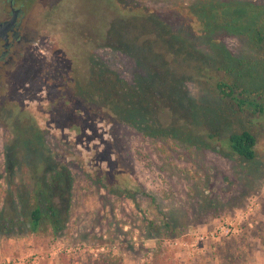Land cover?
<instances>
[{
	"label": "rangeland",
	"instance_id": "374dc122",
	"mask_svg": "<svg viewBox=\"0 0 264 264\" xmlns=\"http://www.w3.org/2000/svg\"><path fill=\"white\" fill-rule=\"evenodd\" d=\"M140 1L157 5L152 0ZM60 11V16L65 17H60V27L67 31V38L60 41L56 60L58 85L63 89L72 88L80 75L88 78L94 65L100 66L99 80L107 88L121 80L130 86L136 83L142 94L143 102H137L134 112L125 111L126 115L148 114L153 122L160 124L161 130L170 134L186 127L197 135L205 125L221 134L249 130L257 140L256 155L252 161H245L225 148L206 145L202 140L200 149H187V145L173 139L170 141L173 145L166 146L164 153L138 137L121 118L116 124L97 123L94 127L98 131L90 137L76 136L73 130L48 131L43 134L39 153L31 158L27 151L36 144L29 146L24 141L27 138L15 137L12 122L3 117L4 103H0V209L10 188L6 184L10 176L5 172L9 165L4 154L6 145L15 143L20 148L19 163L25 167L15 171L13 179L21 189L34 187L30 169L33 165H46L42 171L45 178L52 168L64 162L75 179L70 190L58 182L46 187L43 179L47 196L63 218L61 233L0 236V264H63L62 256L72 254L83 259L87 252L111 253L123 264H152L156 240L138 228L141 220L132 203L107 194L101 183L94 182L95 174L89 162L107 140L114 153L119 154L125 165L133 167L132 172L140 177V182L162 202L167 216L188 222L181 236L159 240L166 263L264 264V118L239 114L220 100L212 87V77L228 79L231 83L237 80L246 87L248 80L238 79L235 72L225 74L211 67L195 50H188L151 21L119 17L106 9L103 0H65ZM225 44L233 53L238 50L239 42L235 39H227ZM37 62L30 61L14 73L8 86L9 99L23 97L29 106L40 103L33 84L45 75H41L42 65H35ZM140 78H145L149 87L136 82ZM27 85L28 95L24 91ZM148 89L151 91L146 95ZM104 91L102 96L108 102L116 98L115 102L128 103L122 94ZM156 97L159 102L154 112L149 104ZM84 116L88 118L86 113ZM64 117L54 119L55 125L60 124L61 128L64 122H69ZM49 120L47 116L42 122ZM133 148L144 150L155 166L153 170L147 174L141 171L131 153ZM44 149L54 156L52 161L42 152ZM164 194L169 197L166 201L160 197Z\"/></svg>",
	"mask_w": 264,
	"mask_h": 264
},
{
	"label": "trees",
	"instance_id": "16d2710c",
	"mask_svg": "<svg viewBox=\"0 0 264 264\" xmlns=\"http://www.w3.org/2000/svg\"><path fill=\"white\" fill-rule=\"evenodd\" d=\"M152 1L157 5L155 3V6L148 5L140 0H103L106 9L113 11L119 17L151 21L164 28L171 37L189 48L188 50H195L194 52L201 60L211 67L218 71L222 70L225 74L229 71L235 72L238 79L248 80V87H246L242 85L243 82L237 80L231 83L228 79L212 77V87L216 96L227 102L239 114H248L252 118H264V0ZM227 39H235L239 42L236 48L238 50L234 53L225 44ZM89 72L88 78L80 75L82 77L80 79L78 76L79 80L75 81V85L72 86L71 94L61 95V105L65 109H70V106L76 103L75 124L72 123L68 127L75 129L78 135L85 134L83 122L89 123L88 129L90 130L99 122L116 124L123 118L132 132L150 146L156 145L164 153L167 152L166 146L173 145L170 143L172 139L178 140V143L184 146L187 145V149L191 147L200 149L199 142L202 140L206 145L225 148L228 153L242 160L252 161L255 158L257 140L251 131L240 130L221 134L205 125L197 135L186 127L179 133L164 132L160 124L153 122L148 114L139 112L131 116L125 114V111L134 112L137 102H143L142 94L136 88V83L130 86L126 82L116 80L112 88L111 86L107 88L102 84L101 79L99 80L100 73H102L100 66L94 65ZM208 74L211 73L208 71ZM148 75L147 71L146 76ZM83 79L87 82L85 83ZM144 79H137L136 82H143L147 88L149 86ZM104 90L122 94L126 97L129 106L124 100L120 101L122 103L117 101L119 106L115 102L116 98L108 102L102 96ZM150 91L151 89H148L146 95ZM75 95L76 97L73 98ZM151 100L153 102L149 106L155 112L159 101L157 97ZM19 112L20 116L14 120L11 128L17 139L27 138L24 141H27L29 146L36 144L35 147L32 146L34 149L27 151L30 152L32 158L34 153H39L37 149L42 146L41 131L36 126V119L31 112L25 109ZM83 113L84 115L86 113L88 118L85 119ZM161 143L166 145H160ZM6 147L4 154L9 165L6 166L5 172L10 174L6 184L10 188L6 192L0 209V236L24 237L45 231H50L53 236H57L63 230V218L58 208L47 196L46 188L43 187V179L46 187H51L53 182H58L70 190L75 180L74 175L64 162L52 168V172L45 178H43L42 171L46 165H33L30 169L33 174L34 187L21 189L20 186L14 184L13 179L15 171L25 167L19 163L20 148L15 143L6 145ZM24 148L26 149L25 143ZM42 152L50 160L53 159L54 156L47 149ZM131 153L134 161L136 160L142 168V172L147 174L149 170H153L155 166L142 148L140 150L133 148ZM102 154L106 161L104 167L94 163L96 157L91 159L90 169L95 174L94 182L101 183L106 188L107 194L121 197L132 203L141 220L138 228L144 234L148 232L151 235L150 238L156 240L152 264H174L166 263L164 250L159 240L181 236L185 233L188 222L184 223L173 216H167V213L162 210L164 209L162 202L157 200V196L147 185L140 182V177L132 172L133 167L125 165L119 154L114 153L108 140ZM161 169L164 174L168 173L164 166H161ZM160 197L162 201L169 198L166 194ZM109 198L112 197L109 196ZM211 205L214 206L213 203ZM209 206L207 204V207ZM262 244H264V239H262ZM61 261L63 264H123L120 258L111 253L91 254L87 252L83 259L70 254L62 256Z\"/></svg>",
	"mask_w": 264,
	"mask_h": 264
},
{
	"label": "flooded vegetation",
	"instance_id": "af4514ba",
	"mask_svg": "<svg viewBox=\"0 0 264 264\" xmlns=\"http://www.w3.org/2000/svg\"><path fill=\"white\" fill-rule=\"evenodd\" d=\"M63 2L65 0H0V103H4L3 108L5 107L2 110L3 117L13 125L14 120L20 116L19 111L25 109L31 112L36 119V126L41 131V143L43 134L48 131L63 129L76 132L75 129L68 127L72 123L75 124L76 103L68 110L61 105V95L71 94L73 91L71 87L65 90L61 85H58L60 79L56 60H58L60 41L67 38V31L59 24L60 17H62L61 19L65 18L60 16ZM34 60H38L35 65H42L43 73L41 75H45L41 76L40 80H36V84H33L35 86L34 95H40L41 101L35 100L40 103L37 106H29L23 97L9 99L10 89L8 86L12 84L10 82L14 73L23 69L24 65L30 61L33 64ZM46 77H48L47 80H45ZM26 87L28 85L24 87V91L28 95L30 89ZM75 97L76 95L73 96V98ZM31 98V100L34 99ZM41 102L45 103L41 104ZM62 114L65 115L64 119L69 118V122H64L65 124L60 128V124L55 125L54 119H60L64 116ZM67 114H70L69 117ZM47 116L50 119L49 122H42V119H46ZM88 124L83 122L86 137H90L98 131L94 126L89 130ZM105 145L106 143L102 142L101 150L93 156L96 157L94 163H98L101 167L106 165L105 156L102 154ZM91 163L90 160L89 166Z\"/></svg>",
	"mask_w": 264,
	"mask_h": 264
},
{
	"label": "built area",
	"instance_id": "2783aa9c",
	"mask_svg": "<svg viewBox=\"0 0 264 264\" xmlns=\"http://www.w3.org/2000/svg\"><path fill=\"white\" fill-rule=\"evenodd\" d=\"M249 208H250V206H248ZM224 227L222 226V227H220V228H218L219 230H221V229H223Z\"/></svg>",
	"mask_w": 264,
	"mask_h": 264
}]
</instances>
